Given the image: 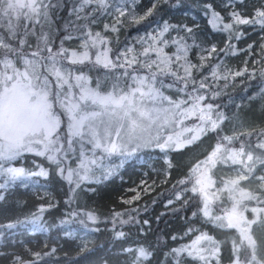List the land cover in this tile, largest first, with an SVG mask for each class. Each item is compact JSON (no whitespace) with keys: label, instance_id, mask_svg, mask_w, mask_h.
Segmentation results:
<instances>
[{"label":"snow or ice","instance_id":"snow-or-ice-1","mask_svg":"<svg viewBox=\"0 0 264 264\" xmlns=\"http://www.w3.org/2000/svg\"><path fill=\"white\" fill-rule=\"evenodd\" d=\"M168 3L151 0V6L141 13L137 11L140 0H0V190L16 182L24 184L31 177L47 178L54 172L69 186L67 202L71 203L85 182L107 181L143 149L157 148L165 153L167 174L174 167L168 151L183 150L215 133L212 150L177 182L191 187L177 192L175 200H181L188 191L199 196V207L192 215L200 216L224 238L190 227L185 235L192 233L194 238L165 255L174 257V264H182V255L199 264H223L227 249L228 264H264V127L220 135L223 125L233 117L215 103L223 93L213 90L208 76L201 72L207 66L213 80L227 81L229 75L241 76L247 71L227 69V74L221 75V66L212 65L209 58L217 51L225 55L229 50L232 55L245 51L230 42L247 34L241 26H253L255 30L258 25L264 32V3L250 13L233 7L227 16L211 4L205 5L208 23L228 34L229 42L219 50L215 44L201 48L196 43L198 26L194 31L187 25L150 20L161 5ZM179 4L176 0L171 7ZM226 7H232V0ZM101 17H110L111 22L94 31ZM146 21L155 27L134 37L133 43L125 41L119 47L121 28ZM173 30L178 33L176 37L165 36ZM181 31L185 35H179ZM188 39L193 43H187ZM77 40L74 47L68 46ZM169 45L175 51H167ZM252 47L247 45L248 50ZM193 48L206 53L199 56L198 64L189 58ZM93 72L98 75L93 76ZM260 74L264 77V69ZM260 94L264 95V88ZM26 153L43 158L48 167L36 160L32 161L36 171L18 166ZM114 157H120L119 164L111 163ZM219 165L230 168L232 174L217 180L214 170ZM4 198L0 191V200ZM132 199L138 200L139 194ZM173 203L168 200L166 206ZM189 203L184 201L185 205ZM55 206L49 203L47 208ZM45 211L41 205L38 213L0 223V237L9 239L7 230L18 227L32 232L56 227L42 219ZM125 214L113 210L105 218L111 221L112 227L107 230L113 233V241L127 236L116 230L117 225L139 223L131 215L122 219ZM80 216L81 227L73 230L72 224ZM99 222L93 211H73L60 221L67 229L63 236L75 243L79 259L73 264H87L97 247L93 234L104 230ZM44 247L47 250L33 251L25 246L24 251L32 258L11 253L8 264H37L60 251L55 245ZM121 253L131 257L124 264H147L153 256L144 246L122 247ZM5 255L9 254L0 252V257Z\"/></svg>","mask_w":264,"mask_h":264},{"label":"trees","instance_id":"trees-1","mask_svg":"<svg viewBox=\"0 0 264 264\" xmlns=\"http://www.w3.org/2000/svg\"><path fill=\"white\" fill-rule=\"evenodd\" d=\"M227 1L180 0V4L173 8L171 5L175 4L176 0H169L168 4L161 5L156 17L150 18V20H155L156 23L160 24L167 20L171 24H183L193 27L194 31L196 26H198L196 43L201 44V48H210L212 44H215L219 50L225 48L226 43L229 42L227 39L228 34L214 30L208 23L209 17L205 14V5L211 4L222 16H227L233 7H239L250 13L254 8L260 7L264 3V0H232V7H226ZM150 6L151 0H140L137 10L142 13ZM99 22L101 23V20ZM153 27H155V24L148 21L142 25L131 27L125 25L119 33L121 41L119 47L124 45L125 41L130 43L135 35L150 31ZM241 27L247 34L239 41L232 40L230 43H234L236 49H245V51H237L235 55L228 54L231 56L232 64L230 70L235 72L247 68V71L241 76L233 77L229 75L227 81L220 79L210 82V84L213 85V90L223 93L215 101V103L223 106L222 110L228 111L235 104V101L239 99V108L244 111L245 115L250 117L251 125L247 129L253 127L261 128L264 127V95L261 101H258L255 95L260 94L261 89L264 87V77H261L260 74L261 69H264V61H262L264 51H261V45L264 44V40L261 37L264 36V32H261L258 25L255 26V30L253 26ZM177 35L178 33L174 30L170 31V35L165 34L169 39ZM179 35H185V33L181 31ZM187 43L192 44L193 41L188 39ZM249 44L253 45L251 50L247 49ZM112 46L116 47L115 44ZM166 50L175 51V48L169 45ZM217 53V58H209L210 63L215 62L218 57L224 54L219 51ZM200 55H206V53H202L197 48H193L189 52V58L196 64L200 63ZM246 61L247 63H245ZM92 75L96 76L98 73L93 72ZM225 84H227V87H225ZM246 97L251 101V106H245V100L243 99ZM258 102H261V104H258ZM220 135L227 134L222 131ZM211 137L212 141L208 147L212 150L216 143V134L212 133ZM199 143L200 141H197L195 145L180 151H168V158L172 161L174 167L168 169L167 174L165 173L167 165L165 164L164 152L157 148L141 150L133 158L126 161L124 166L118 169L117 174L110 177L107 181L99 184L92 181L86 182L83 190L79 191L82 194L80 203H78L77 199L71 203L67 202L69 186L57 177L54 172L47 178L31 177L24 184L16 182L11 187L0 190L5 197L0 200V223L24 219L32 213H38V208L43 205L46 211L43 213L42 219L49 226L56 225V227H49L46 232H32L31 229H25L24 227L7 230L10 236L7 240L0 237V252L9 255L0 257V264H8L11 253L23 254L26 259H30L32 257L24 251L25 246L33 251H45L47 250L44 247L45 244L48 245L49 249L54 245L58 246L60 251L55 257H45L43 261H37V264H73L74 261L79 259L75 256V243L71 238L63 236V232L67 229L66 226L60 224L65 215L73 211L95 212L100 218L98 226L104 229L93 234L97 247L90 254L87 264H104V261H107L108 264H124L125 260L131 259V257L122 254L121 248H137L139 246H144L153 253L147 264H174V257L171 255L166 256L165 254L194 238L192 233L185 235L190 227L208 231L210 234L216 235L217 238L223 239L224 234L220 233L219 230H215L212 225L203 222L200 216L192 215L199 207V196H194L191 191H188L184 193L181 200H175L177 192H180L184 187H191L190 184L179 185L177 182L188 175L191 166L185 159ZM33 160L48 167L47 161L30 153L25 154L24 159L21 160L18 166L36 171L37 169L32 163ZM111 163L119 164L116 159ZM143 179H146V183L154 180L157 184H152L154 187L150 192H145L144 184L139 186L141 188L139 199H132L131 203H124L121 198L133 196L135 192L131 188L137 186ZM0 182H3V180L0 179ZM89 189H95V191H89ZM168 200H173L174 203L171 206H166ZM186 200L190 201L187 205L184 204ZM49 203H53L56 206L47 208ZM133 209L138 211H133ZM173 209H176V211H173ZM113 210L126 213L122 219H128V216L131 215L139 221V223H129L122 227L117 225V231L127 233V236L122 241H113L111 239L113 233L107 230L111 229L112 224L110 219L106 220L105 218L110 217ZM69 218L72 219L70 216ZM81 218L83 216L75 218L77 222L72 224L73 230L80 229L81 226L78 220ZM144 220H148L149 224L144 225ZM80 234L84 235L83 232ZM173 236L176 239H173ZM65 253H67V256H65ZM79 264H85V262L79 261ZM182 264H199V262L182 255ZM223 264H228L227 249L223 252Z\"/></svg>","mask_w":264,"mask_h":264},{"label":"rangeland","instance_id":"rangeland-1","mask_svg":"<svg viewBox=\"0 0 264 264\" xmlns=\"http://www.w3.org/2000/svg\"><path fill=\"white\" fill-rule=\"evenodd\" d=\"M229 0L226 2V4L228 5ZM139 11V10H137ZM208 17L210 18V16L208 15ZM101 23L99 22V25H97V27L94 28V31H99L103 29V24L104 23H110L111 22V18L110 17H101ZM213 28V27H212ZM144 33L138 34V35H143ZM109 36H114V34L112 33H108ZM138 35H135V37H137ZM133 38L131 39L130 43H133ZM79 41H75L70 43L68 46L69 47H74L76 44H78ZM234 45V43H233ZM124 45L121 46V48ZM136 47H139V45H136ZM229 54H231V50H229ZM218 53L214 54L211 58H217ZM212 65H216L219 64L221 67L219 69V72L221 75L227 74L226 70L227 69H231L232 64H231V56L229 55H225L223 54L222 56L218 57V59L211 63ZM203 73V75L208 76L209 79V83L216 81L213 80L212 77L210 76V72H211V68L209 67H205L204 69H202L201 71ZM199 76H198V80H199ZM264 88V87H263ZM169 95H175V93L173 92H169ZM262 96L261 94L255 95V98H258V101L262 100ZM244 101L245 106H251L252 103L251 101L246 97ZM239 99L235 101V104L229 108L228 111H226V114L230 117H233L232 120L227 121L224 125H223V132L224 134L227 135H231L233 131H241L243 129H247L250 125V117L248 115H245L244 111L241 110L239 108ZM251 104V105H250ZM258 104H261V102H258ZM261 107V105H260ZM259 107V109H260ZM250 114V113H249ZM189 124L194 123L193 121H189L187 122ZM212 135V133H210ZM211 135H207L202 137L199 141L200 143L197 145V147H195V149L192 151V153L190 155L187 156V158L185 159V161L190 164V166L192 167L198 160L203 159L210 151L211 149L208 147L209 143H211ZM167 156H168V152H167ZM114 159H116L118 161V163L120 162V157H114L112 158L111 162L114 161ZM232 171L230 168H228L227 166L224 165H219L215 170H214V177L219 180L220 177L223 176H227V175H231ZM86 183V182H85ZM84 183V184H85ZM152 184H150L149 186H151ZM83 187H85V185H83ZM153 189V188H152ZM152 189L147 190V192H150ZM133 190H135V196L139 193L140 189L139 188H134ZM80 191V190H78ZM78 203H80L82 200V194L79 192V196L76 198ZM91 209V208H90ZM193 239V238H192ZM191 239V240H192ZM190 240V241H191ZM189 241V242H190Z\"/></svg>","mask_w":264,"mask_h":264},{"label":"built area","instance_id":"built-area-1","mask_svg":"<svg viewBox=\"0 0 264 264\" xmlns=\"http://www.w3.org/2000/svg\"><path fill=\"white\" fill-rule=\"evenodd\" d=\"M142 181H143V183H141ZM142 181H140L137 186L131 188V190L134 191V192H135V190H133L134 188H139L140 189V191L138 193L139 196L141 195V188L139 186H142L144 184L145 188H147L148 190H150V189H152L154 187L155 184H157V182H155L154 180H152L150 183H146V179H143ZM150 184H154V185L149 186ZM145 192H147V191H145ZM134 196H135V194L133 196H125V197H122L121 199L123 201H126V200H131L132 201V198Z\"/></svg>","mask_w":264,"mask_h":264}]
</instances>
